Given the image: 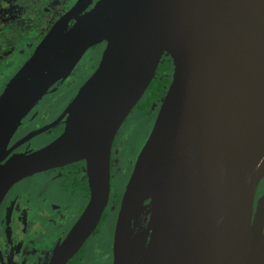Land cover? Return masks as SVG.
I'll use <instances>...</instances> for the list:
<instances>
[{
    "label": "water",
    "instance_id": "95a60500",
    "mask_svg": "<svg viewBox=\"0 0 264 264\" xmlns=\"http://www.w3.org/2000/svg\"><path fill=\"white\" fill-rule=\"evenodd\" d=\"M103 42L64 132L0 167V203L21 178L85 160L91 198L52 262L66 264L108 206L115 135L167 53L172 82L123 196L113 264H264V217L254 219L264 177V0H77L0 95V149ZM148 198L141 258L133 220Z\"/></svg>",
    "mask_w": 264,
    "mask_h": 264
},
{
    "label": "flooded vegetation",
    "instance_id": "af4514ba",
    "mask_svg": "<svg viewBox=\"0 0 264 264\" xmlns=\"http://www.w3.org/2000/svg\"><path fill=\"white\" fill-rule=\"evenodd\" d=\"M9 2V6L8 3L0 5V59H9L12 55L26 57L29 49L33 48L34 41L40 43L60 17L75 5L72 4L73 0H39L33 5L32 0H27L25 5L18 4L17 0ZM33 9L36 11L34 15L29 13ZM17 10L25 11V15H10ZM3 11L8 15L2 14ZM7 21H18L16 29L3 30L1 23ZM22 25H26L23 28L26 42L30 38L27 48L17 46L19 35L15 31ZM35 29L36 34L29 37ZM106 44L107 42H103L90 48L71 74L51 87L19 122L8 140L7 148L0 149V152L5 151L0 156V167L15 155L30 154L47 147L64 132L67 119L64 113L83 84L98 68ZM98 46L102 47L100 57L90 53ZM173 70L174 60L165 53L150 86L116 133L111 154L108 206L95 231L66 264H113L115 230L123 196L172 82ZM134 111L141 116H151L154 120L146 142L131 165L124 190L114 194L112 178L116 158L113 156V149L122 148L126 132L135 127L136 122L132 121L134 118L131 119ZM90 198L85 160L38 171L12 184L0 203V264H52L56 251L82 217ZM256 217H264V177L255 195L254 219ZM109 219L112 224L107 227Z\"/></svg>",
    "mask_w": 264,
    "mask_h": 264
},
{
    "label": "rangeland",
    "instance_id": "374dc122",
    "mask_svg": "<svg viewBox=\"0 0 264 264\" xmlns=\"http://www.w3.org/2000/svg\"><path fill=\"white\" fill-rule=\"evenodd\" d=\"M77 0H73L72 4H75ZM18 22V21H17ZM15 21H7L5 23H1V27L3 30H13L16 29L18 23ZM26 25H22V27L18 28L15 34L19 35L17 46L26 47L27 42H29L30 38L25 40L26 33L24 32ZM37 26V23L35 24ZM37 29L30 33L28 36H34L36 34ZM33 48L29 49L26 57H19L12 55L9 59H0V93L4 90L6 83L8 80H11L12 77L23 67L26 63L27 59L33 54L39 42L34 41ZM27 48V47H26ZM100 46L93 51L91 54H98L100 57L101 52ZM24 49V48H21ZM81 70V69H80ZM69 84V83H68ZM133 122H136L135 127L131 131H127L124 139V145L122 148L113 149V156L116 158L114 161V169H113V178H112V188L114 194L120 193V191L124 190V186L126 185V179L130 176V168L134 159L138 152L142 149L144 142L148 138L150 130L152 128V121L154 120L151 116H141V114H137V111H134L131 119ZM130 120L128 121V123ZM112 224L111 219L107 220V227ZM109 231V230H108ZM110 233V232H109Z\"/></svg>",
    "mask_w": 264,
    "mask_h": 264
},
{
    "label": "bare ground",
    "instance_id": "6f19581e",
    "mask_svg": "<svg viewBox=\"0 0 264 264\" xmlns=\"http://www.w3.org/2000/svg\"><path fill=\"white\" fill-rule=\"evenodd\" d=\"M151 214L150 199L143 201L136 209L133 227L136 237V247L139 251L141 258L146 255L149 237L147 234L148 222ZM141 264H150L149 261L142 262Z\"/></svg>",
    "mask_w": 264,
    "mask_h": 264
},
{
    "label": "trees",
    "instance_id": "16d2710c",
    "mask_svg": "<svg viewBox=\"0 0 264 264\" xmlns=\"http://www.w3.org/2000/svg\"><path fill=\"white\" fill-rule=\"evenodd\" d=\"M17 2H18V4H24V5L27 4V0H17ZM36 2H39V0H32V5L35 4ZM6 3H8V6H9V4H10L9 0H1L0 1V5H2V6H5ZM12 13L13 14H10V15H16L17 17L25 15V11H22V10H17V11H14ZM29 13L34 15L36 13V11H35V9H33V11L32 12L29 11ZM2 14H7V13H5V11H3Z\"/></svg>",
    "mask_w": 264,
    "mask_h": 264
}]
</instances>
